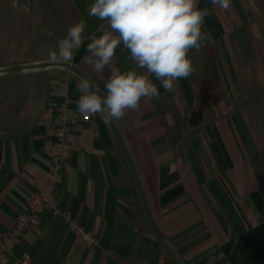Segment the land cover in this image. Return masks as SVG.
<instances>
[{
    "label": "crops",
    "instance_id": "crops-1",
    "mask_svg": "<svg viewBox=\"0 0 264 264\" xmlns=\"http://www.w3.org/2000/svg\"><path fill=\"white\" fill-rule=\"evenodd\" d=\"M197 6L211 11L202 27L210 38L189 51L192 74L174 81L172 92L150 76L159 97L142 99L121 120L95 114L82 121L76 102L82 78L103 92L111 71H143L122 44L104 79L84 63L92 37L68 67L15 72L32 75L21 80L0 74L11 88L0 93V237L48 181L55 136L42 115L68 97L78 120L55 198L99 239L89 247L44 212L0 264L23 256L35 264H264V162L252 129L239 121L234 90L235 48L246 46L258 15L253 0H230L227 10L210 0ZM98 21L100 35L110 31ZM217 87L224 94L216 95Z\"/></svg>",
    "mask_w": 264,
    "mask_h": 264
},
{
    "label": "clouds",
    "instance_id": "clouds-1",
    "mask_svg": "<svg viewBox=\"0 0 264 264\" xmlns=\"http://www.w3.org/2000/svg\"><path fill=\"white\" fill-rule=\"evenodd\" d=\"M210 2L223 10L230 6V0ZM197 4L198 0H94L86 10L88 15L107 21L110 31L91 40L84 63L104 79L105 69L122 44L135 68L143 71H111L103 92L82 78L77 85L81 93L76 102L78 111L85 117L99 114L105 122L118 121L126 112L138 110L142 99L159 97V88L150 76L167 92L174 90V81L189 77L193 72L189 51L199 50L210 38L202 27L211 11ZM85 29L84 21L70 26L56 50L49 51V60L71 62L83 44Z\"/></svg>",
    "mask_w": 264,
    "mask_h": 264
},
{
    "label": "rangeland",
    "instance_id": "rangeland-1",
    "mask_svg": "<svg viewBox=\"0 0 264 264\" xmlns=\"http://www.w3.org/2000/svg\"><path fill=\"white\" fill-rule=\"evenodd\" d=\"M93 3L94 0H0V70L64 63L50 61L48 53L56 50L57 42L67 35L70 26L84 21V39L96 38L102 31L98 28L97 17L91 19L96 22H92L93 26H97L95 31H91L90 24L86 23L87 17H90L86 10ZM253 3L258 15L257 25L246 46L235 48L237 81L234 90L238 96L236 110L241 113L239 121L252 129L251 141L260 146L264 162V0H253ZM23 74L14 72L1 79L32 78V75ZM218 74L215 71V78L220 77ZM10 89L0 83L1 94ZM215 90L216 95L224 94L221 87Z\"/></svg>",
    "mask_w": 264,
    "mask_h": 264
},
{
    "label": "built area",
    "instance_id": "built-area-1",
    "mask_svg": "<svg viewBox=\"0 0 264 264\" xmlns=\"http://www.w3.org/2000/svg\"><path fill=\"white\" fill-rule=\"evenodd\" d=\"M71 99L66 97L56 109H47L42 115V121L54 129V147L52 160L49 166L48 181L38 192L32 194L28 210L20 214L14 229L0 237V263L13 254L15 246L20 242L24 234L40 223V216L49 212L60 218L75 236L89 247H97L99 239L97 235L82 226L73 219L69 213L63 211L56 202V192L62 182L63 170L69 167L71 159L70 127L77 122L73 116ZM91 116H82V121H90ZM18 264H35L29 257L18 259Z\"/></svg>",
    "mask_w": 264,
    "mask_h": 264
},
{
    "label": "water",
    "instance_id": "water-1",
    "mask_svg": "<svg viewBox=\"0 0 264 264\" xmlns=\"http://www.w3.org/2000/svg\"><path fill=\"white\" fill-rule=\"evenodd\" d=\"M53 66L68 67L69 65L68 64H65V63H43V64H35V65H31V66H21V67H16V68L3 69V70H0V74H8V73H14V72H23V71H32V70H37V69H41V68H48V67H53Z\"/></svg>",
    "mask_w": 264,
    "mask_h": 264
}]
</instances>
